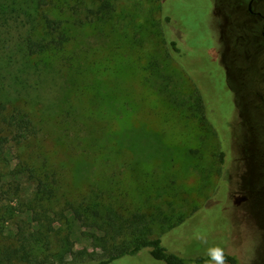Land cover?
<instances>
[{
  "label": "rangeland",
  "instance_id": "1",
  "mask_svg": "<svg viewBox=\"0 0 264 264\" xmlns=\"http://www.w3.org/2000/svg\"><path fill=\"white\" fill-rule=\"evenodd\" d=\"M53 1L54 5L45 10L53 19L69 21L68 48L76 54L68 67L63 62L53 65L55 77L51 76L54 79L41 91L48 103L63 101L53 109L57 120L47 119L39 137L29 144L15 146L5 134L0 135L6 138L7 151L0 159V253L14 240L20 220L30 215L35 190L34 180L26 173L30 169L56 177L57 210L66 200L89 199L93 190L107 198L102 202L116 203L128 212L138 209L152 213L156 208L162 209L172 217L173 224L201 208L170 232L164 234L156 225L147 236L161 237L162 247L184 258L207 256V248L219 245L227 255L237 249L243 261L255 262L264 247L262 232L252 220L237 212L228 197L229 188L234 192L240 178H244L242 171L229 166L228 159L233 156L230 163L240 158L241 130L246 129L249 134L251 115L256 113L248 107H237L229 85H225L226 74L213 56L217 41L212 33V0H166L165 10L171 15L169 23L159 18L162 1L118 0L107 22L102 24L97 16L92 24L84 25L72 24L71 7L80 6L77 19L84 21L86 8L92 7L88 0ZM98 6L96 2L95 10ZM159 23L164 32L175 29L186 34L190 51L185 55V50H181L179 56H186L182 59L188 62L192 76L196 75L204 88L203 96L211 108L210 117L218 138L203 136L195 121H180L163 97H157L144 85L147 55L157 45L156 49L159 48L154 34ZM140 25L146 30L139 36L143 40L141 49L131 43ZM173 66L177 71L180 69L177 64ZM72 76H75L74 95L68 91L72 88L68 78ZM67 110L74 112L79 127L72 126ZM147 138L167 158L151 154L155 157L145 156L136 167L131 152L147 154L149 147H143ZM106 139L120 143L122 154L116 153L117 147H107ZM224 142L234 152L229 151L219 173L218 153ZM249 146L247 143L246 148ZM197 149L203 153L200 160L188 158L189 150ZM230 179L228 185L221 182ZM55 228H60L63 235L70 234L76 251L91 252L83 230L72 219L55 223ZM125 239L132 241L129 237ZM113 264L164 263L143 251Z\"/></svg>",
  "mask_w": 264,
  "mask_h": 264
},
{
  "label": "trees",
  "instance_id": "2",
  "mask_svg": "<svg viewBox=\"0 0 264 264\" xmlns=\"http://www.w3.org/2000/svg\"><path fill=\"white\" fill-rule=\"evenodd\" d=\"M116 1L118 0H88L93 8H86L84 21L77 19L80 6L74 5L78 8L71 7L74 15L71 22L73 25L92 24L93 19L99 16V21L103 24L112 17ZM156 1L163 2L159 18L165 19L167 23L171 22V15L165 10L168 7L167 1ZM96 2L99 3L98 10H95ZM53 5V0H0V135L5 134L9 143L15 146L36 140L47 119L57 120L53 109L57 107V103L63 101L48 103L47 99H43L41 91H45L49 81L54 79L51 76L55 77L52 73L53 65L63 62L68 67L74 61L71 57L76 54L68 48L70 36L66 25L69 21L53 19L45 10ZM175 31L173 29L164 32L160 24L154 32L159 48L156 49L157 45L147 55L144 85L157 97H163L168 108L177 114L180 121H195L200 125L203 136L210 134L218 138L217 129L210 117L211 108L203 96L204 88L197 81V76H192L187 67L188 62L182 59L186 56H179L181 50H185V55L190 51L188 43L183 35L179 33L177 36ZM145 32L140 25L131 43L141 49L143 40L139 36ZM49 58L53 59L47 62ZM173 64H177L180 69L177 71ZM48 68L51 70H47ZM36 76L38 78L35 79ZM68 79L72 85L68 91L74 95L75 76ZM38 83L42 86L39 87ZM66 112L73 121L72 126L79 127L80 124L74 121V112ZM63 128L67 129L64 126ZM6 138L0 137V159L7 153ZM106 142L107 147H117L116 153L122 154L120 143L109 139ZM145 146L149 147L147 154L131 152L136 167L145 156L155 157L150 156L151 154L160 159L167 158L164 152L157 149L151 138L143 143V147ZM221 149L218 153L219 173L222 172L224 163ZM202 154L200 149L189 150L188 158L200 160ZM13 171L20 175L16 169ZM26 173L35 184L31 212L26 220H20L14 240L1 251L0 264H113L124 258L136 257L143 251L164 264H204L208 259L207 256L184 258L169 253L162 247L161 237L147 236L156 225L164 230V234L170 232L184 224L201 208L192 216L173 224L172 217L162 209L156 208L152 213L138 209L128 212L116 203L102 202L107 198L99 196L93 190L88 196L89 199L78 202L66 200L62 208L57 210L56 177L47 172L33 173L30 169H26ZM67 218L72 219L83 230L91 245V252L85 249L76 251L70 234L63 235L60 228H55V223ZM126 237L132 241H128ZM225 257L226 261L232 262V257Z\"/></svg>",
  "mask_w": 264,
  "mask_h": 264
},
{
  "label": "flooded vegetation",
  "instance_id": "3",
  "mask_svg": "<svg viewBox=\"0 0 264 264\" xmlns=\"http://www.w3.org/2000/svg\"><path fill=\"white\" fill-rule=\"evenodd\" d=\"M211 13L212 33L217 41L213 56L218 58L226 74L225 85H229L237 107H248L256 113L250 114L253 123L248 128L249 134L246 129L241 130L240 158L233 160L234 165L233 161L229 163L233 156L230 160L227 157L234 151L229 144H223V167L228 159L229 166L242 171L244 177L234 192L229 188L228 197L243 218L252 220L260 228L264 240V115L259 113H264V0H212ZM175 33L182 34L177 30ZM182 35L188 43L186 34ZM231 86L236 89L235 95ZM247 143L250 146L246 148ZM231 180L221 182L228 185ZM228 256L233 260L227 264H264V247L253 263L243 261L237 249Z\"/></svg>",
  "mask_w": 264,
  "mask_h": 264
},
{
  "label": "clouds",
  "instance_id": "4",
  "mask_svg": "<svg viewBox=\"0 0 264 264\" xmlns=\"http://www.w3.org/2000/svg\"><path fill=\"white\" fill-rule=\"evenodd\" d=\"M207 260L204 264H227L224 249L219 245L211 246L206 249Z\"/></svg>",
  "mask_w": 264,
  "mask_h": 264
}]
</instances>
